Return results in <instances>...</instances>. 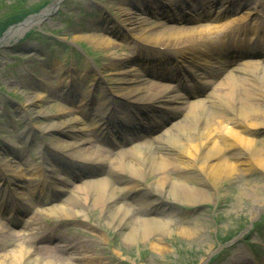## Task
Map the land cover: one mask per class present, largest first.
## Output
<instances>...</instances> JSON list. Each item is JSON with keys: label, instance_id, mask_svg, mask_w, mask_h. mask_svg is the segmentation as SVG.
Here are the masks:
<instances>
[{"label": "rangeland", "instance_id": "obj_1", "mask_svg": "<svg viewBox=\"0 0 264 264\" xmlns=\"http://www.w3.org/2000/svg\"><path fill=\"white\" fill-rule=\"evenodd\" d=\"M56 1L0 0V39L9 37L0 44V193L14 197L23 209L19 219L16 217L13 220L14 205L11 204L6 211L0 207V223L8 227L6 230L11 234L26 236V240L20 243L25 244L31 253L41 246H47L56 253L58 246L61 249L65 245L66 239L76 241L74 244L84 247L76 252H72L76 249L68 250L69 255L75 254L71 256L74 264H264V171L259 169L251 168L250 175H245L243 181L232 182L220 190L211 186V197L205 204L172 207L158 204L148 214L136 213L137 219L166 222L163 237L132 238L129 236L131 227H122L123 221L114 223L113 213L106 209L107 206L100 207L88 200L85 201L88 206L86 210L79 212L74 220L61 226L48 225L53 219L60 220V213L50 210L60 207L76 188L90 185V182L110 179L116 183L125 178L124 183L116 184L114 200L118 207L128 210L144 205L133 195L145 191L153 193L146 183L148 178L142 181L127 179L128 172L113 175L109 168V162L115 160L119 152L138 147L145 140L132 145V142L123 141L110 133L112 141L101 140V131H95L90 121L95 113L84 110L87 99L92 100L97 110L100 108L98 113L121 126L131 123L136 112L128 108L125 96L129 94L125 93L136 90L138 83H144V88H155V85L171 87L169 94L179 98L174 106L185 103V99L186 103L204 100L209 105L210 94L225 77L220 76L216 82H211L213 79H203V75L200 77L203 79L201 84L197 79L201 75L198 72L194 76L197 88L190 96H184L186 91L177 81L149 77L148 71L164 69L168 66L165 63L172 64V61L159 58L157 52V55L152 54L153 50L149 52V44H143V39L149 35L143 34L141 29L151 30L154 36V32H162L170 27H210L214 31L209 43L199 46L198 51H204L203 54L197 53L205 62H209L211 59L208 58H213V53L219 49L241 51L245 46L244 50L249 54L239 63L263 64L264 32L261 35L260 26L250 17L233 26L234 31L245 36V45H236L232 39L223 40V36L217 33L223 23L237 17L241 20L251 9L243 8L239 13L219 21L213 18L218 16L220 10L230 8L234 0L228 3L220 0L218 10L209 14L202 10V13H193L192 10L184 9L185 4L197 0H186L185 4L184 0H180L184 12H188L186 16L206 19L188 24L168 22L161 16V10H157L159 4L168 6L170 0H59L58 7L42 21L6 35L10 28L39 15ZM175 1L178 2L172 0L174 4L166 8L168 12L164 15L180 16L179 8H174ZM253 6L257 7L256 13L264 23V0H254ZM120 9L124 15L119 17ZM14 19L18 21L11 22ZM131 21L136 23V27L129 30ZM257 38L261 45L253 47L252 42ZM99 40L110 42L104 47L98 43ZM159 47L170 48L167 45ZM159 47L156 49L159 50ZM182 51L176 52L180 61L183 60ZM147 58L150 62L144 66L147 62L143 63V60L147 61ZM211 61L217 62L215 58ZM196 64V58L189 56L185 63L187 69L184 70L187 76H191L193 70L198 71L194 67ZM166 70L170 74H177L169 67ZM138 78L148 81L138 82ZM187 81L193 85V82ZM216 90L220 91V88ZM24 91H30L31 96L25 97ZM148 93L146 90L143 97H148ZM120 104L122 107L119 108ZM115 107L117 110H113ZM155 108L158 107L148 106L149 110ZM186 114L168 110L163 116V130L159 132L158 129L147 139L156 144L159 137L169 139L167 134L173 125L182 121ZM56 122H72L74 128H80L83 132L73 136L57 130H43L45 126ZM239 123L244 126L243 122ZM227 127L232 125L227 124ZM233 128L240 131L237 125H233ZM132 129L134 127L129 128L130 132L120 130V134L130 137L132 135L127 134H131ZM176 131L173 129L170 133ZM245 135L259 144L264 140V127L246 132ZM70 147H74V150H70ZM79 148H83L82 152L88 157L104 150V153L107 152L105 155H110L114 148L117 153L105 156L109 157L108 163L91 171L85 169L91 167L90 162H81V166L75 168L66 162L72 158L66 152ZM63 156L66 158L61 159ZM242 161L233 159L239 169H243ZM75 173L79 178L74 177ZM249 185L250 189L247 188ZM47 196H53V199L48 201L45 199ZM37 215L42 218L41 221L32 224ZM192 227L197 231L195 235L186 232ZM43 228L46 230L43 237L50 234L51 240L42 239L39 230ZM58 232L60 238L55 239ZM32 233L36 234L34 239L31 238ZM29 240L34 242L30 244ZM2 249L0 247V253ZM34 258H37V254Z\"/></svg>", "mask_w": 264, "mask_h": 264}, {"label": "bare ground", "instance_id": "obj_2", "mask_svg": "<svg viewBox=\"0 0 264 264\" xmlns=\"http://www.w3.org/2000/svg\"><path fill=\"white\" fill-rule=\"evenodd\" d=\"M57 1L46 10L42 11L39 15L33 16L23 23L13 27L6 35L13 33L14 30L23 26L27 29L29 26L42 21L45 16L52 13L58 7ZM179 1L180 0H178V2L175 1V5L176 3L178 5ZM222 1L228 3L230 0ZM219 2L220 0H208L206 4H209L210 7L206 9V12L210 13V11L218 10ZM232 3L231 8L225 9L222 13L220 11L218 13L219 16L215 17V20H225L230 16L239 13V10H242L243 8H250L251 10L246 13V16H243L244 18L241 20L237 17L225 24L223 23V25L219 27L217 33L223 36L224 40L225 38L229 39L227 41L232 39L231 41L236 43V45H245V36L243 37L234 31L233 26L240 23V21L251 17L252 21L260 26L262 35L264 32V23L259 19L260 17H258V13H256L258 12V9L256 6H253L254 0H234ZM167 4L170 6L172 0L167 2ZM206 4L204 2H198L189 8H191L193 12L200 10L203 11ZM159 5L160 6L157 10H161V16L165 17L166 15L164 14L168 12L166 11L168 6L164 7V4L162 5V3ZM120 11L121 13L118 15L119 17L120 15H124L123 10L120 9ZM126 15L129 14L126 13ZM201 20L206 21V19L191 18L187 16H182L180 19L174 17L172 21L191 24ZM128 25L129 30L135 29L136 27V23L132 21L129 22ZM112 29L115 31L113 26ZM212 31L214 30L210 27L202 29L186 26L170 27L165 28L162 32H154L155 35L152 36L153 32L151 30L141 29L143 34L149 35L147 38L143 39V44H149L147 48L154 49L161 45H167L171 47L172 51H175L176 46L182 48L194 46L196 49L199 40L203 43L208 42ZM6 38L4 37L1 39L0 44L5 42ZM109 42L110 41L102 42V40H99L98 43L106 47ZM258 45L261 44L258 43L257 38L252 42V46L257 47ZM113 46L114 45H110V47ZM244 49L241 50V52H238L237 56L235 54L232 56L237 58L248 55L249 52ZM191 51H194V49ZM228 53L229 51H227L226 58L233 54ZM147 59V61L143 60V63L147 62L144 66L148 64L150 60L149 58ZM231 66H233V68L224 64L222 67L217 66V68H220L218 71L208 70V76L213 77L214 79H218L220 76H225L216 86L217 88H220V91L216 90L217 88L215 87L214 91L210 94V100H208L210 103L209 105H207L204 100L186 103L185 99L183 101L185 103H180L181 106H179L180 104L174 106V103L179 102V98L170 95L168 91L169 87L165 88L163 85H155V88L152 86L144 88L142 87L144 83H138L139 86L136 90L125 93L129 94V96H125V98H127V104H130L127 106H134V109L142 115L144 114L143 110H148V114H150L148 115L149 117L146 123L134 121L132 124H125L123 127L126 128L137 124L138 126L142 125V128L135 127L137 129L141 130L153 126L152 129L154 131L151 132H156L158 129L159 132H161L164 128L162 127L163 123L160 125L159 122L158 124L157 118L160 119V116L163 118L164 115L155 110H149L148 106H157L162 112H164L163 109L170 110L171 112L175 110L181 113L187 112L182 121L173 125L170 132L173 129H176L177 131L174 133L169 132V134H167L169 139H162L159 137V141L156 144L148 140L146 135H141L139 136L140 139L137 141L145 140L143 144L132 148L131 150L119 152V155H117L118 157L109 162L110 173L113 175L128 172L129 174L126 176L127 179L142 181L143 179L148 178L146 183L152 188L153 193L145 191L139 195H133V198H136L139 202H143L144 205L140 204V207H133L131 210H128L126 207H118L114 200L116 184L124 183L125 178H121L119 181H116V183H113L110 179L96 183L90 182V185L76 188L73 191L72 196L65 200L60 207L50 210V212L60 213V217L58 218L60 220L53 219L51 220V223L48 222V225L61 226L63 223L74 220L78 217L79 212H84V210H86L87 205L85 201L88 200L92 201L94 205H99L100 207L107 206L108 208L106 209H109V211H112L113 213L112 218L114 223H121V221H123L122 227H131L129 236L132 238L136 236L163 237L166 233V222L156 219H137L135 218L136 213L143 212L148 214L151 212V209L157 207L158 204H163L166 207H172L174 205L183 206L185 204L192 206L202 205L211 197L209 192L211 186L217 187V190H220L223 186H230L232 182L243 181L245 175H250L251 168L264 171V140L257 144L254 139L245 135L246 132L264 127V63L247 62L244 64H238L235 62ZM153 73L154 71H150L148 75H153ZM158 73L163 74L164 77L168 76L164 71L161 73L157 72L156 74ZM200 77L201 76H199L198 79L201 80L202 78ZM177 78L178 81L182 79L180 74L177 75ZM140 79L138 78V82L148 80L144 78ZM184 85L186 84H183V86ZM190 87L188 85L187 88L193 93V90H191ZM195 87L196 85H194V88ZM146 90L147 93L150 91L151 93H148V97H143ZM24 93L26 94L25 97L31 96L30 91H24ZM189 93L190 92H186L185 96H190ZM125 94H121L120 96ZM90 95L91 94L88 96ZM100 107L105 109L103 105H100ZM120 107H122L121 104ZM85 109L86 112L92 110L95 115H98L100 108L97 110L92 103V100L87 99L84 110ZM158 114H160V116ZM103 121L104 119L100 120V122ZM239 121L244 123L243 127ZM106 123L107 122H103L101 126H104ZM227 124H231L232 127H227ZM233 125H237L240 128V131H236V129L233 128ZM43 130H57L62 134H72L73 136H78L83 132L80 128H74L72 122H56L45 126ZM105 130H107V128H103L102 132ZM151 134L152 133L148 135ZM69 149L74 150V147H70ZM83 150V148H79L75 151L66 152L67 155L72 156V158L66 160V162L74 168L81 166L79 165L81 162L87 164L90 162L91 167L85 169L91 171H95L97 166L103 167L105 166V163H108L107 160L109 157L106 158L105 156H108L109 154L105 155V153H107H104L105 150L97 151L94 156L90 157L83 153ZM111 154L112 153H110V155ZM113 154H115V151ZM64 158L66 157L63 156L61 159ZM72 159L76 160L77 163ZM233 159L243 160L241 164L243 169L237 168ZM9 173L12 174L11 172ZM76 176L79 178V175ZM247 188L250 189V185ZM41 191L43 192V190ZM78 193L80 195H78ZM152 195H155V197ZM8 196L9 195L7 194L4 195V193H0V200H2L3 203L17 204L20 209L16 214H20V212L23 211L20 202H17L14 197L12 198ZM150 196L152 197L149 198ZM79 200H81V203ZM93 218L96 217L94 216ZM41 219L42 218L37 215L35 219H33L32 224L38 223ZM6 229H8V227H5V225L0 223V247H3L0 253V264H74L71 256H75V254L71 253V255H69L68 250L72 251V249H76L72 251L76 252L79 251L78 249L84 247L74 244L76 242L74 240L71 241L70 239H66L65 245H63L61 249L60 246H58V251L56 253L51 252L50 248L47 246H41L37 249L35 248V252L33 251V253H31L25 244L20 243L22 240H26V236L23 237L21 235L11 234ZM45 232L46 230L44 231V228L39 230V233L42 234V239L45 238V240H51L50 234L43 237V235L46 234ZM186 232L190 235H195V233H197L195 227L187 229ZM60 235L61 234L58 232L55 239L60 238ZM35 237L36 234L32 233L31 238L34 239ZM29 242L31 244L34 241L29 240ZM36 254L37 258L35 259L34 256Z\"/></svg>", "mask_w": 264, "mask_h": 264}]
</instances>
